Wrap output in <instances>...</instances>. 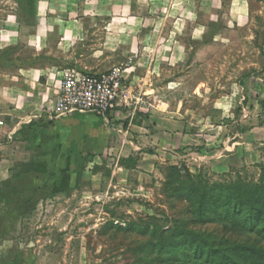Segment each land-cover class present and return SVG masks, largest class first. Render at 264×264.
<instances>
[{"label": "clouds", "instance_id": "9594fccd", "mask_svg": "<svg viewBox=\"0 0 264 264\" xmlns=\"http://www.w3.org/2000/svg\"><path fill=\"white\" fill-rule=\"evenodd\" d=\"M262 169L264 0H0V264H119Z\"/></svg>", "mask_w": 264, "mask_h": 264}, {"label": "rangeland", "instance_id": "374dc122", "mask_svg": "<svg viewBox=\"0 0 264 264\" xmlns=\"http://www.w3.org/2000/svg\"><path fill=\"white\" fill-rule=\"evenodd\" d=\"M220 188L224 192L232 188L239 193L252 191L257 203L262 200L254 209L225 205ZM25 190V180L17 177L16 184L0 188V201L22 209L28 203ZM194 195L199 204L195 220L182 224L166 221L164 225L153 221L154 226L139 239L121 242L119 264H264V253L253 252L264 250V169L201 186Z\"/></svg>", "mask_w": 264, "mask_h": 264}, {"label": "trees", "instance_id": "16d2710c", "mask_svg": "<svg viewBox=\"0 0 264 264\" xmlns=\"http://www.w3.org/2000/svg\"><path fill=\"white\" fill-rule=\"evenodd\" d=\"M220 195H224L222 197L223 203L225 205L232 204L234 207L248 205L250 209H254V207L257 206V204L262 200H259V202H256V198H254V195L252 191H244L239 193V191L236 188H232L231 190L224 192L223 188L218 189ZM254 253L262 252L264 253V250L253 251Z\"/></svg>", "mask_w": 264, "mask_h": 264}]
</instances>
